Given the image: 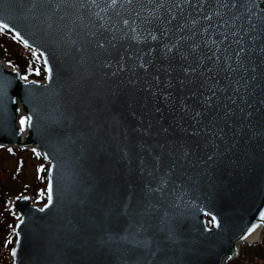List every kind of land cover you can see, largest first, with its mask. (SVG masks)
Masks as SVG:
<instances>
[{"label": "water", "instance_id": "1", "mask_svg": "<svg viewBox=\"0 0 264 264\" xmlns=\"http://www.w3.org/2000/svg\"><path fill=\"white\" fill-rule=\"evenodd\" d=\"M14 3L0 0V28L37 54L43 78L25 80L0 57V147L38 152L47 185L43 204L7 198L16 218L11 264H225L264 240L258 52L248 53L249 71L219 73L211 108L201 103L205 89L186 101L202 113L194 119L180 109L186 90H172L173 104L153 95L154 68L105 67L55 0L31 10ZM24 116L31 120L20 131Z\"/></svg>", "mask_w": 264, "mask_h": 264}, {"label": "snow or ice", "instance_id": "2", "mask_svg": "<svg viewBox=\"0 0 264 264\" xmlns=\"http://www.w3.org/2000/svg\"><path fill=\"white\" fill-rule=\"evenodd\" d=\"M24 3H28L31 10L38 0H15L14 4L22 6ZM55 3L57 11L64 7L69 14H75L86 29L85 42L93 46L98 56L107 58L103 61L105 67H112L115 62L117 72L125 71L127 60L133 62V72L136 67L145 72L154 68L155 88L151 85L149 88L154 96L159 93L169 104L177 99L173 89L186 90L187 94L178 97L180 109L191 112L194 119L202 113L192 109L187 100L199 98L200 91L205 89L201 103L211 108L219 88L220 72L249 71V52H258L264 58V0H196V5L193 0H55ZM164 8L168 10L167 16L161 11ZM16 35L19 37V32ZM128 41L149 46L134 49ZM158 60L162 63H157ZM250 70L256 71L255 68ZM160 73L167 74L163 80L167 92L160 87ZM6 88L7 84L0 83V99ZM30 120L31 116L19 120L20 131ZM48 193L51 203V185ZM12 255H16L15 250Z\"/></svg>", "mask_w": 264, "mask_h": 264}, {"label": "trees", "instance_id": "3", "mask_svg": "<svg viewBox=\"0 0 264 264\" xmlns=\"http://www.w3.org/2000/svg\"><path fill=\"white\" fill-rule=\"evenodd\" d=\"M0 57L11 67L18 68L23 77L42 78L43 70L37 54L24 47L15 40L8 32L0 28ZM20 188H23L20 186ZM26 190V189H25ZM26 191H11L9 186L0 176V264H11L10 249L15 238L12 233V223L9 219L13 217L8 203L4 200L6 196L22 194ZM36 202L45 201V193L40 195L32 192ZM260 262V263H259ZM226 264H264V241L257 247H241L240 258Z\"/></svg>", "mask_w": 264, "mask_h": 264}, {"label": "rangeland", "instance_id": "4", "mask_svg": "<svg viewBox=\"0 0 264 264\" xmlns=\"http://www.w3.org/2000/svg\"><path fill=\"white\" fill-rule=\"evenodd\" d=\"M45 173L46 165L38 153L22 149H0V176L11 191L22 190L30 194L34 191L40 195L46 187ZM0 217L3 218L1 209ZM14 221V217L9 219L12 224Z\"/></svg>", "mask_w": 264, "mask_h": 264}]
</instances>
